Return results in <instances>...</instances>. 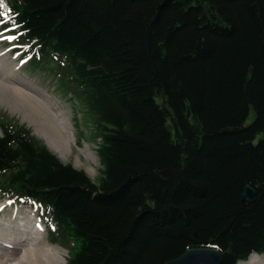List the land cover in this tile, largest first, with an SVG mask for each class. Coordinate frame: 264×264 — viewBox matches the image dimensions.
<instances>
[{"label": "trees", "instance_id": "obj_1", "mask_svg": "<svg viewBox=\"0 0 264 264\" xmlns=\"http://www.w3.org/2000/svg\"><path fill=\"white\" fill-rule=\"evenodd\" d=\"M3 5L1 29L71 89L100 141L94 183L0 123V196L37 209L66 264L264 254V0Z\"/></svg>", "mask_w": 264, "mask_h": 264}, {"label": "rangeland", "instance_id": "obj_2", "mask_svg": "<svg viewBox=\"0 0 264 264\" xmlns=\"http://www.w3.org/2000/svg\"><path fill=\"white\" fill-rule=\"evenodd\" d=\"M0 34H2V36H0V53L5 54V57H1L2 55L0 54V65L5 68L7 66L9 72H12V69H14V67H16L17 65H20L21 67L18 72H12V76L11 79L8 80V84L17 81V83H22L26 88L24 89L21 87L23 92L28 93L30 96L38 100L40 104L45 106V108L48 109V114L60 115L61 118H64L68 124V128L70 133L72 134L73 140L70 141L69 150L63 154L60 153V155H63L64 157L59 158L54 152L55 150L53 149V147L48 143V136L45 133L38 131L35 125H32L29 122L23 120L24 116L18 109L11 108L8 104L1 101L0 123H5L14 127L26 128L31 133V136L34 137V139L40 144L47 146V149L63 165H69L75 170L82 171L92 180V182L97 183L98 179L101 176L102 170L98 156V147L100 141L95 134L92 120L86 112V109L80 102L76 100L71 89H68L66 84H63L58 77L48 73L46 71V68L42 65H38L36 67L35 65H30V58H25L24 51L18 52V47L16 46L15 41H9L8 39H6V37L10 35L7 32L3 31L1 27ZM6 63H10L11 65H8ZM0 85L6 86L3 80H0ZM14 86L11 85V87ZM32 93H37L39 97L34 96ZM51 110L56 112L53 113ZM78 147H86L85 154H87L88 158H85L80 153ZM3 205H9L12 211L19 210V212H21L19 214V217L21 218H26V213L33 214V219L29 217V221L34 222L36 220L38 223H40L42 229L44 230V232H42L43 240L39 239V242L41 244L40 247H43V249L41 250H45L48 254L55 253L56 262L58 264H66L69 257L68 252L64 249V247L57 245L50 240V232L40 219L37 209L28 205H21L19 204V202H15L14 200H9L4 198L3 196H0V207ZM12 216L13 215H10V212H4L3 217L5 219L0 217V227L4 226L5 224L3 223L5 222L11 223L10 221L8 222V220ZM30 231L31 230L29 229V232ZM8 234L10 235L13 233L9 232ZM27 245L28 244H23L18 247V250L13 253V259L10 264H15V259H19L22 257V252ZM14 247L16 248L17 246ZM36 250L40 249H35L33 251ZM15 253L19 255L14 258ZM263 255L264 254L260 256L253 255L257 258L256 261L258 264H264ZM8 256L9 254L4 252L1 254L0 258H7ZM253 256H251L249 259H251ZM42 263L45 264L44 260L42 261ZM247 263L248 262H246V264Z\"/></svg>", "mask_w": 264, "mask_h": 264}, {"label": "bare ground", "instance_id": "obj_3", "mask_svg": "<svg viewBox=\"0 0 264 264\" xmlns=\"http://www.w3.org/2000/svg\"><path fill=\"white\" fill-rule=\"evenodd\" d=\"M0 54L2 55L1 57H5V54ZM6 64L11 65L10 63ZM20 68V65H17L16 67H14V69H12V72H18ZM12 72L8 71L7 66L5 68L0 65V80H3V82L6 84V86L0 85V101L5 102L11 108L18 109L24 116L23 120L29 122L32 125H35L38 131L43 132L48 136V143L53 147V149L55 150L54 152L57 154V156L59 158L64 157L63 155H60V153L63 154L67 152L69 150L70 141L73 140L66 120L64 118H61L60 115L48 114V109L45 108V106L40 104L38 100L30 96L28 93L23 92L22 88H26L22 83H17V81L8 84V80L11 79ZM11 85L16 86L11 87ZM32 94L39 97L37 93ZM53 110L51 111L55 113L56 111ZM86 147H78V149L85 158H88L87 154H85ZM4 212H10V215L13 216L8 220V222L10 221L11 223L5 222L3 223L5 225L0 227V256L4 252L9 254L7 258H0V264H10L13 259V253L17 251L18 247L23 244L28 245L24 248L22 257L19 259H15V264H43V260L45 264H58L56 262L55 253L48 254L45 250H41L43 249V247H40L41 244L39 242V239L43 240L42 232H44V230L42 229L40 223H38L36 220L34 222L29 221V217L33 219V214L26 213V218H21L19 217V214L21 212H19V210L12 211L9 205H3L0 207V217L4 218ZM28 228L32 232H29ZM9 232H12L13 234L9 235ZM14 246L17 247L15 248ZM35 249L40 250L33 251ZM18 255L19 254L15 253L14 258ZM253 255L260 256L257 254ZM249 258L246 261L248 262L247 264H258L256 261V257L253 256L251 259ZM246 262H244V264H246Z\"/></svg>", "mask_w": 264, "mask_h": 264}, {"label": "water", "instance_id": "obj_4", "mask_svg": "<svg viewBox=\"0 0 264 264\" xmlns=\"http://www.w3.org/2000/svg\"><path fill=\"white\" fill-rule=\"evenodd\" d=\"M254 195V190L246 185L241 194L242 204H249ZM167 264H220V255L214 250H189Z\"/></svg>", "mask_w": 264, "mask_h": 264}, {"label": "snow or ice", "instance_id": "obj_5", "mask_svg": "<svg viewBox=\"0 0 264 264\" xmlns=\"http://www.w3.org/2000/svg\"><path fill=\"white\" fill-rule=\"evenodd\" d=\"M4 5H3V0H0V8H3ZM7 13H0V25H2V23H4V19L3 17L6 16ZM0 36H2V34H0ZM6 39H8L9 41H14L17 39L16 36H7Z\"/></svg>", "mask_w": 264, "mask_h": 264}]
</instances>
